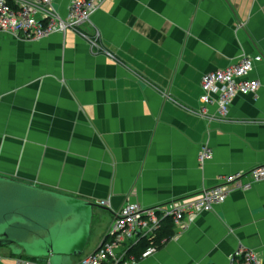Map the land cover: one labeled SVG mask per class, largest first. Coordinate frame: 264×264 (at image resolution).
Segmentation results:
<instances>
[{
	"label": "crops",
	"instance_id": "0c3cea01",
	"mask_svg": "<svg viewBox=\"0 0 264 264\" xmlns=\"http://www.w3.org/2000/svg\"><path fill=\"white\" fill-rule=\"evenodd\" d=\"M56 1L67 15L69 0ZM87 29L99 49L74 32L0 35V177L95 203L91 251L124 204L197 198L264 164V61L250 73L257 95L237 97L227 118L200 113L204 75L264 55V0H106ZM206 144L214 157L201 167ZM186 224L136 264L264 256V183ZM24 259L0 249V264Z\"/></svg>",
	"mask_w": 264,
	"mask_h": 264
},
{
	"label": "built area",
	"instance_id": "2783aa9c",
	"mask_svg": "<svg viewBox=\"0 0 264 264\" xmlns=\"http://www.w3.org/2000/svg\"><path fill=\"white\" fill-rule=\"evenodd\" d=\"M106 0H69L67 15H63L56 0H0V35L27 41H41L52 35L74 32L88 41L92 49L100 48V33H91L87 27L92 16ZM110 57L113 55L108 53ZM264 61V55H247L224 69L207 73L201 80L200 113L207 115V107L215 106L219 118H227L235 99L239 96L257 95L259 80L250 76L255 65ZM214 157L209 145H203L198 162L204 167ZM264 183V164L247 173L227 175L218 185L206 188L199 197L175 201L170 205L145 207L128 202L116 212L104 239L98 248L77 257L73 264H136L135 251L145 242L146 250L139 254L141 260L155 255L159 250V235L167 222L174 228L185 229L186 221L202 213L211 212L226 202L236 190H249ZM101 206L109 202L102 200ZM174 237V236H173ZM167 239L161 240L165 243ZM264 264V256L248 248L237 249L230 263ZM23 264H51L36 258H25Z\"/></svg>",
	"mask_w": 264,
	"mask_h": 264
},
{
	"label": "water",
	"instance_id": "95a60500",
	"mask_svg": "<svg viewBox=\"0 0 264 264\" xmlns=\"http://www.w3.org/2000/svg\"><path fill=\"white\" fill-rule=\"evenodd\" d=\"M93 202L0 177V249L73 264L89 243Z\"/></svg>",
	"mask_w": 264,
	"mask_h": 264
},
{
	"label": "trees",
	"instance_id": "16d2710c",
	"mask_svg": "<svg viewBox=\"0 0 264 264\" xmlns=\"http://www.w3.org/2000/svg\"><path fill=\"white\" fill-rule=\"evenodd\" d=\"M173 236H174V225L171 222H167L165 224L163 230L161 231L160 235H159V240H157V243L159 244V248L164 246L167 241H169L170 239L173 238ZM163 239H167V241L165 243H161V240H163ZM148 245H149V243L145 242L140 248H138L135 251V254L137 255L136 259L138 262L141 261L139 254H141L143 251H145ZM23 257H25V256H23Z\"/></svg>",
	"mask_w": 264,
	"mask_h": 264
},
{
	"label": "rangeland",
	"instance_id": "374dc122",
	"mask_svg": "<svg viewBox=\"0 0 264 264\" xmlns=\"http://www.w3.org/2000/svg\"><path fill=\"white\" fill-rule=\"evenodd\" d=\"M91 245H92V240L89 239V243H88V246L86 248V253L91 251ZM23 258H32V257L26 256V257H23Z\"/></svg>",
	"mask_w": 264,
	"mask_h": 264
}]
</instances>
